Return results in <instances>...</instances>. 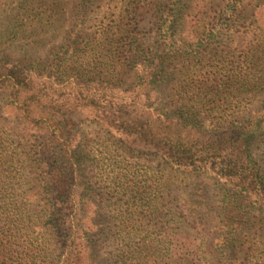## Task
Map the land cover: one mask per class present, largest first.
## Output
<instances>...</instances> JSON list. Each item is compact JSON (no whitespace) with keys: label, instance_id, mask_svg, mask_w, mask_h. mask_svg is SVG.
<instances>
[{"label":"trees","instance_id":"16d2710c","mask_svg":"<svg viewBox=\"0 0 264 264\" xmlns=\"http://www.w3.org/2000/svg\"><path fill=\"white\" fill-rule=\"evenodd\" d=\"M94 1L72 0L73 25L47 50V75L40 57L0 55V111L9 116L0 122V264H225L236 240L227 231L220 247L206 246L212 213L203 193L208 183L217 189L218 216H264V24L251 13L239 36L226 37L225 48L239 42L238 52L225 55L222 35L242 24V0H142L147 38L138 37L134 0L83 34ZM50 13L43 0L0 5V20L31 24L29 42L41 51ZM187 24L199 32L182 37ZM177 63L184 73L175 78ZM161 86L171 109L159 107ZM85 124L102 131V142L171 171H126L107 157L108 145L105 171H93ZM171 174L193 184L173 195V207L159 205ZM99 183L108 207L94 198ZM248 256L247 264H264Z\"/></svg>","mask_w":264,"mask_h":264},{"label":"rangeland","instance_id":"374dc122","mask_svg":"<svg viewBox=\"0 0 264 264\" xmlns=\"http://www.w3.org/2000/svg\"><path fill=\"white\" fill-rule=\"evenodd\" d=\"M44 3L49 6L51 10V19L45 28V34L41 37L39 42L45 44V51L38 49V44L34 47H31L30 37H28L31 29V24L27 21L21 22V19L18 18L15 21L11 17H14L16 14V9L13 7L11 11V17L3 18L0 20V51L4 50V53H1V57H7L13 60H23L24 57H40V64L42 66V74L47 75L52 68L49 61L46 59L47 50L54 48L59 45L61 39L64 37L65 31L69 26H72L73 23L70 19H74V9L72 7V0H43ZM122 0H96L86 9V25L83 30V34L91 33L99 22L102 21L104 24L107 22V19L115 12L116 7ZM126 1V0H125ZM131 1V0H128ZM136 6H139V17L137 22L139 27L137 31L139 32L138 37L144 36L148 37L150 30L152 28V20L149 17V12L145 10L144 3L142 0H134ZM218 1V0H215ZM8 0H0V5L6 4ZM209 4V3H208ZM215 5V2L210 6L209 15L212 13V6ZM14 6H17L16 4ZM262 7L264 10V0H242L241 4V13L240 16L243 19L242 24L236 23L232 25L231 31L225 32L222 35L223 39L226 40L228 35L239 36V31L243 30V26L248 24L250 14L253 13L258 19L259 23L264 24V11L258 10L257 7ZM29 8V6L27 7ZM29 13L32 14L31 10ZM28 15V14H27ZM239 16V15H238ZM142 17V19H141ZM30 19V18H29ZM239 19V18H238ZM239 21V20H238ZM15 25L17 30L11 31L10 27ZM187 27L182 31V37H190L193 35L196 28L193 25L187 24ZM198 33L199 31L196 30ZM12 39L13 46H8L5 44L7 41ZM227 44L226 41H221L220 51L225 55H236L239 50V42H233L232 44ZM31 47V48H30ZM13 48V50H12ZM90 57L86 59L90 61ZM175 65V64H174ZM175 69V78L183 74V64H176ZM40 66V67H41ZM166 73H173L172 67L168 66L165 69ZM206 73V70H201V74ZM52 79H55V74H49ZM182 80V79H181ZM159 107L164 109H171L172 107V98L171 91L166 86H161L159 89ZM3 110L0 111L1 119L9 118L8 114L4 113ZM203 125L208 127V120L203 119ZM81 142L83 146H86V151L88 153L86 161L89 163L98 162L97 168L93 171H105L103 165L107 164L108 161L102 159L105 155L102 153L103 145H108V156L111 158V161H116L120 163V166L126 168V171H135L137 175H141L144 171H165L164 174H167V169L158 158L155 157H144L137 156L132 152L124 153L117 148L115 144H111L108 141L102 142L106 136H103L101 130L97 127L87 126V124L81 126L80 131ZM108 142V143H107ZM119 165V164H118ZM88 171V169H87ZM115 171H120L115 170ZM154 180V178H153ZM96 179L93 181L95 182ZM139 181V180H138ZM191 178H184L183 175H170L169 180L165 188L167 189L166 194H162L159 198V205L166 204L173 207L176 205L173 195L175 194L177 198L181 199L180 193L183 194L188 191L190 188ZM97 184V183H96ZM96 190V195L94 196L96 202L100 206L108 207L110 201L107 200V190L102 189L101 183L93 187ZM23 189H27L24 187ZM164 189V188H163ZM175 190H178L175 192ZM29 191V190H28ZM175 192V193H174ZM106 195L104 198L103 194ZM28 195V194H27ZM170 195V196H169ZM206 206L211 211V218L206 221V227L202 230V238L205 241L206 246L210 249L211 247L217 249L222 245L224 233L229 231L232 232V235L235 237L236 243L234 249L230 254L225 256V264H247L245 262V255L252 256L253 259L257 261H264V216L259 215L257 212H244V215L240 218H237L231 214H221L220 213V202L218 197L217 189L214 188L210 183L207 184L205 193H203ZM114 199H116L115 196ZM111 198V197H110ZM120 201H125L123 197H120ZM113 200V199H112ZM111 200V201H112ZM32 200H30L31 202ZM114 201V200H113ZM119 201V200H118ZM116 205H120L119 202ZM248 256V257H249Z\"/></svg>","mask_w":264,"mask_h":264}]
</instances>
